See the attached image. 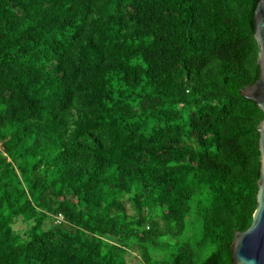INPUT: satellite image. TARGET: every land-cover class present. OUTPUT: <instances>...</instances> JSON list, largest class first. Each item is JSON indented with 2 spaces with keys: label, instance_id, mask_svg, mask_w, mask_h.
Returning <instances> with one entry per match:
<instances>
[{
  "label": "trees",
  "instance_id": "obj_1",
  "mask_svg": "<svg viewBox=\"0 0 264 264\" xmlns=\"http://www.w3.org/2000/svg\"><path fill=\"white\" fill-rule=\"evenodd\" d=\"M257 1L0 0V264H232Z\"/></svg>",
  "mask_w": 264,
  "mask_h": 264
},
{
  "label": "water",
  "instance_id": "obj_2",
  "mask_svg": "<svg viewBox=\"0 0 264 264\" xmlns=\"http://www.w3.org/2000/svg\"><path fill=\"white\" fill-rule=\"evenodd\" d=\"M254 39L257 44L258 78L241 90V95L255 101L263 113L257 126L259 177L256 207L250 225L236 232L230 245L232 264H264V0H258L253 16Z\"/></svg>",
  "mask_w": 264,
  "mask_h": 264
},
{
  "label": "rangeland",
  "instance_id": "obj_3",
  "mask_svg": "<svg viewBox=\"0 0 264 264\" xmlns=\"http://www.w3.org/2000/svg\"><path fill=\"white\" fill-rule=\"evenodd\" d=\"M22 228H24V224L22 222H19L18 224L15 225V229H19L20 230ZM137 259L138 258H137L136 253L134 251L130 252L126 256V260L130 264L136 263Z\"/></svg>",
  "mask_w": 264,
  "mask_h": 264
}]
</instances>
